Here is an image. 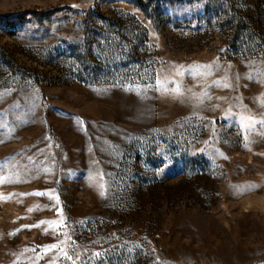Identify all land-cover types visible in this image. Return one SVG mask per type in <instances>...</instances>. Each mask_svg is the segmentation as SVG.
Wrapping results in <instances>:
<instances>
[{"label":"rangeland","instance_id":"374dc122","mask_svg":"<svg viewBox=\"0 0 264 264\" xmlns=\"http://www.w3.org/2000/svg\"><path fill=\"white\" fill-rule=\"evenodd\" d=\"M0 264H264V0H0Z\"/></svg>","mask_w":264,"mask_h":264},{"label":"trees","instance_id":"16d2710c","mask_svg":"<svg viewBox=\"0 0 264 264\" xmlns=\"http://www.w3.org/2000/svg\"><path fill=\"white\" fill-rule=\"evenodd\" d=\"M248 18H249V20H251L252 23L255 22L253 19H251V17H248ZM254 24H255V23H254ZM254 24H253V25H254Z\"/></svg>","mask_w":264,"mask_h":264}]
</instances>
